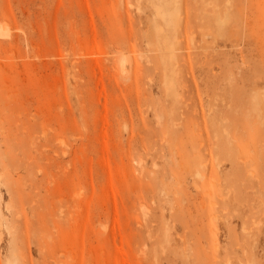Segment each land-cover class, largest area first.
Returning <instances> with one entry per match:
<instances>
[{"label":"rangeland","instance_id":"obj_1","mask_svg":"<svg viewBox=\"0 0 264 264\" xmlns=\"http://www.w3.org/2000/svg\"><path fill=\"white\" fill-rule=\"evenodd\" d=\"M0 264H264V0H0Z\"/></svg>","mask_w":264,"mask_h":264},{"label":"bare ground","instance_id":"obj_2","mask_svg":"<svg viewBox=\"0 0 264 264\" xmlns=\"http://www.w3.org/2000/svg\"><path fill=\"white\" fill-rule=\"evenodd\" d=\"M161 6V5H160ZM173 15V14H172ZM170 16H171V13H170ZM169 16V17H170ZM172 17V16H171ZM176 17V16H175ZM174 17V18H175ZM173 18V17H172ZM221 18V17H220ZM222 20V19H221ZM223 21V20H222ZM176 22V21H175ZM201 28V27H200ZM202 29V28H201ZM200 30V29H199ZM163 31V30H162ZM195 34V33H194ZM191 36V35H190ZM208 37H211V36H208ZM179 39V38H178ZM173 47H174V45H173ZM180 51H182V50H180ZM172 58V57H171ZM176 63V62H175ZM172 83V82H171ZM198 160H199V158H198ZM199 162V161H198ZM197 163V162H196ZM199 164H200V162H199ZM191 165V164H190ZM198 165V164H197ZM195 175H197V174H195ZM198 176V175H197ZM200 177V176H199Z\"/></svg>","mask_w":264,"mask_h":264}]
</instances>
